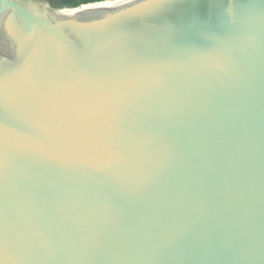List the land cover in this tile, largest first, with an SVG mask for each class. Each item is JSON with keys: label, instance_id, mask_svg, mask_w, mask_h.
Instances as JSON below:
<instances>
[{"label": "water", "instance_id": "95a60500", "mask_svg": "<svg viewBox=\"0 0 264 264\" xmlns=\"http://www.w3.org/2000/svg\"><path fill=\"white\" fill-rule=\"evenodd\" d=\"M0 264H264V0H0Z\"/></svg>", "mask_w": 264, "mask_h": 264}, {"label": "trees", "instance_id": "16d2710c", "mask_svg": "<svg viewBox=\"0 0 264 264\" xmlns=\"http://www.w3.org/2000/svg\"><path fill=\"white\" fill-rule=\"evenodd\" d=\"M55 9H74L82 5L102 3L111 0H46Z\"/></svg>", "mask_w": 264, "mask_h": 264}, {"label": "bare ground", "instance_id": "6f19581e", "mask_svg": "<svg viewBox=\"0 0 264 264\" xmlns=\"http://www.w3.org/2000/svg\"><path fill=\"white\" fill-rule=\"evenodd\" d=\"M122 1H124V0H116V4H118V3L122 2Z\"/></svg>", "mask_w": 264, "mask_h": 264}, {"label": "flooded vegetation", "instance_id": "af4514ba", "mask_svg": "<svg viewBox=\"0 0 264 264\" xmlns=\"http://www.w3.org/2000/svg\"><path fill=\"white\" fill-rule=\"evenodd\" d=\"M26 1V0H25Z\"/></svg>", "mask_w": 264, "mask_h": 264}]
</instances>
